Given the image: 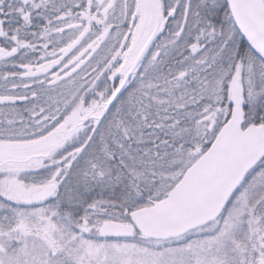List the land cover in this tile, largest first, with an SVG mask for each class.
Returning <instances> with one entry per match:
<instances>
[{
	"label": "snow or ice",
	"instance_id": "obj_1",
	"mask_svg": "<svg viewBox=\"0 0 264 264\" xmlns=\"http://www.w3.org/2000/svg\"><path fill=\"white\" fill-rule=\"evenodd\" d=\"M0 264H264V0H0Z\"/></svg>",
	"mask_w": 264,
	"mask_h": 264
}]
</instances>
